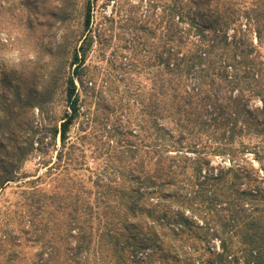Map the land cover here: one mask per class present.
I'll return each instance as SVG.
<instances>
[{"label":"trees","instance_id":"trees-1","mask_svg":"<svg viewBox=\"0 0 264 264\" xmlns=\"http://www.w3.org/2000/svg\"><path fill=\"white\" fill-rule=\"evenodd\" d=\"M167 19L155 106L128 129H109L127 139L111 154L115 165L86 180L61 176L78 164H51L50 188L22 190L18 234L11 219L0 225V255L26 235L29 264H264V0H174ZM73 61L67 109L52 128L63 147L80 113L84 53ZM0 111L1 130L13 112ZM32 136L12 143L16 160L2 167L0 189Z\"/></svg>","mask_w":264,"mask_h":264},{"label":"rangeland","instance_id":"rangeland-1","mask_svg":"<svg viewBox=\"0 0 264 264\" xmlns=\"http://www.w3.org/2000/svg\"><path fill=\"white\" fill-rule=\"evenodd\" d=\"M173 3L174 0H0V110L8 111V115L10 110L13 112L9 127L0 130V141L5 144L0 145V172L16 160L8 155L13 142L26 146L32 135L34 141L20 171L0 189V225L5 218L11 219L12 234H18L17 213H23L22 190L32 182L50 188L51 164H72L66 170L78 164V169L62 170L61 176L86 180L91 169L115 165L111 154L120 139H127L109 129H128L145 105L154 108L157 55L164 43L163 30ZM88 6L91 23L86 28ZM77 49L84 53L80 79L75 75L81 107L63 147L52 128L59 125L67 109L66 86L76 68L73 56ZM259 49L264 58V45ZM10 130L19 134L13 140L8 138ZM79 164L84 165L81 168ZM212 164L228 161L214 158ZM26 238L20 237L18 246L9 242L0 255V264L31 263L35 248ZM11 249L18 250V256L13 257V263H6Z\"/></svg>","mask_w":264,"mask_h":264}]
</instances>
